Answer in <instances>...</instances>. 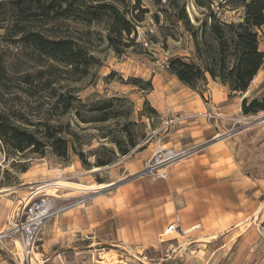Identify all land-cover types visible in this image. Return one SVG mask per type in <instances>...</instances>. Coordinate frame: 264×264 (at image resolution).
<instances>
[{
  "label": "rangeland",
  "instance_id": "obj_1",
  "mask_svg": "<svg viewBox=\"0 0 264 264\" xmlns=\"http://www.w3.org/2000/svg\"><path fill=\"white\" fill-rule=\"evenodd\" d=\"M124 1L133 13L146 11L120 54L107 42L105 16L92 18L78 3L54 20L33 10L14 16L0 5V111L37 140L17 149L0 137V264H56L57 254L67 264H264V108H241L243 98L264 97V81L248 95L252 79L240 91L221 82L240 110L204 111L201 117L217 120V132L197 142L200 115L179 106L181 88L190 86L167 62L195 60L175 2H184L194 23L203 8L193 0ZM213 1L218 15L239 17L240 10ZM29 29L73 38L97 60L82 74L20 40ZM209 78L190 88L202 94ZM217 141L207 157L204 147ZM169 151L180 154L153 167ZM197 190L201 217L187 225L180 208ZM38 195L52 205L26 253L25 232L15 225ZM171 223L176 228L168 230Z\"/></svg>",
  "mask_w": 264,
  "mask_h": 264
},
{
  "label": "trees",
  "instance_id": "obj_2",
  "mask_svg": "<svg viewBox=\"0 0 264 264\" xmlns=\"http://www.w3.org/2000/svg\"><path fill=\"white\" fill-rule=\"evenodd\" d=\"M203 8L204 17L191 21L185 4L175 2L176 20H182L192 35L195 46V60H185L180 56L168 59L167 68L183 83L196 87L204 82L207 75L227 84L231 91L245 90L264 62V52L259 48V29L264 23V0H219L216 6L222 9L240 10L238 18H225L218 15L213 0H193ZM83 10L90 17L105 16L106 39L113 50L120 54L130 45L131 32H136L135 21L141 20V12L129 11L124 0H0V5L9 6L14 16L25 10L40 18L54 20L68 10ZM138 5L135 6V9ZM20 40L27 43L40 54L64 62L65 65L80 68L84 74L97 57L79 41L63 36L45 35L39 30L23 31ZM0 64V82L4 70ZM241 108L244 113L264 108V97L243 98ZM106 118V115L103 117ZM0 137L2 141L17 149L37 142L26 128L14 123L10 116L0 111ZM64 153V149L61 154ZM107 160H98L103 164Z\"/></svg>",
  "mask_w": 264,
  "mask_h": 264
},
{
  "label": "crops",
  "instance_id": "obj_3",
  "mask_svg": "<svg viewBox=\"0 0 264 264\" xmlns=\"http://www.w3.org/2000/svg\"><path fill=\"white\" fill-rule=\"evenodd\" d=\"M261 29L264 30V23L261 25ZM259 46L261 48V43L259 42ZM262 50L264 51V47H262ZM262 66L258 69L257 73L254 75V78H252V84H249L250 87L246 89V91L243 93V95H248L251 94V92H254L256 90V86L260 84L261 82L264 81V74L261 72ZM209 84L211 87H207L204 91H202V94L198 92L195 89H192L190 87H182L181 88V95L183 96V101L179 105L180 108L183 110V113H191L194 112L193 114L197 115H202L204 111L211 110L214 112H218L219 114L225 113V114H233L234 110H240V101L234 102L232 99L229 98V88L227 85L222 84L220 81H216L212 78H209ZM209 93V101H204V94ZM256 92V91H255ZM238 97V96H236ZM196 118L197 120L199 119L200 121L198 124L197 128H195V134H196V141L197 142H202L204 140L210 139L211 135H213L216 131L215 127V122L217 120L215 119L214 121L209 120L207 121L204 116ZM220 141L213 142L210 144H206L205 148V154H213L216 147L219 145ZM224 155H227L228 152H224ZM202 163L206 162V159L202 158L201 159ZM174 170V169H173ZM87 186V185H83ZM82 188V187H79ZM83 189V188H82ZM211 193V189H210ZM214 195V192H213ZM189 196V198H188ZM188 196H185V200L183 201L181 208L182 209L179 213V217L181 221H185L187 225H190L194 221L200 219V213L198 212V207H195V204L201 202V192L200 190L197 191H191L188 192ZM191 196V197H190ZM209 199L211 198L210 195ZM191 204V205H190ZM179 209V210H180ZM192 209L193 212L192 214L185 216L187 212L185 210ZM182 213H185L184 216H182ZM181 214V215H180ZM194 241L196 240L193 239ZM193 241V242H194ZM54 261H56V264H67V262L60 257L59 254H57L54 257ZM87 264V263H86Z\"/></svg>",
  "mask_w": 264,
  "mask_h": 264
},
{
  "label": "built area",
  "instance_id": "obj_4",
  "mask_svg": "<svg viewBox=\"0 0 264 264\" xmlns=\"http://www.w3.org/2000/svg\"><path fill=\"white\" fill-rule=\"evenodd\" d=\"M179 154L180 152H176V151L165 152L161 159H158L156 160V162H154L153 167L155 166L157 167L161 162L167 161L168 159H171L172 157H175ZM46 185H54V184H52V182L42 183L37 188H43ZM48 204L49 201L45 198L44 195H40V197L38 195L37 199L32 200V205L29 208V213L25 215V221L23 223L21 222L16 223L15 225L17 229L23 230L25 232L24 249L26 253L28 252V246L30 247L29 251L30 250L32 251L33 243H30L31 237L34 234L35 230L37 229V225L39 224L43 216L47 215V213L49 212V209L52 204L51 205ZM174 228H176L175 223H171L167 229L173 230Z\"/></svg>",
  "mask_w": 264,
  "mask_h": 264
},
{
  "label": "bare ground",
  "instance_id": "obj_5",
  "mask_svg": "<svg viewBox=\"0 0 264 264\" xmlns=\"http://www.w3.org/2000/svg\"><path fill=\"white\" fill-rule=\"evenodd\" d=\"M49 204L51 205V202H50ZM49 204H48V205H49Z\"/></svg>",
  "mask_w": 264,
  "mask_h": 264
}]
</instances>
